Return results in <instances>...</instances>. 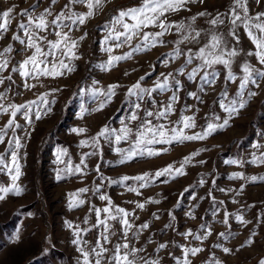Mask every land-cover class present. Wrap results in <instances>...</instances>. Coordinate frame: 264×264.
<instances>
[{
    "label": "rangeland",
    "instance_id": "obj_1",
    "mask_svg": "<svg viewBox=\"0 0 264 264\" xmlns=\"http://www.w3.org/2000/svg\"><path fill=\"white\" fill-rule=\"evenodd\" d=\"M67 2L68 0H57L55 5H51L53 14L59 13ZM247 3L249 15L264 12V0H247ZM50 4L51 0H0V13L8 7L14 9L8 31L0 37V51L9 44L13 46V52L8 54L9 67L0 73L5 77L11 74L12 81L6 80L4 84H0V92L6 93L8 101L17 105L35 100L45 93L48 94L49 101L43 108L33 106L29 113L31 123L26 122L22 109L15 118L19 127L15 133L9 129L4 143H0V153L5 155L6 163L11 166L12 148L8 145V139L20 138L22 147L17 151L22 175L16 183L23 189L20 196L8 194L4 200H0V264H78L80 253L77 245L72 243L76 239L73 232L76 226L91 229L81 231L80 237L87 244L82 243L80 246L90 248L95 245L101 229L92 227L96 216L90 209L106 206L107 201L100 200V195L108 196L115 206L133 213L134 216L129 219L134 227L145 222L149 224L148 229L140 231L137 238L130 240L132 246L144 249L140 256L158 258L160 264H177L178 259L184 258L182 247H200L203 251L196 256H189L190 264H214L217 260L220 264H259L264 259V181L252 182L229 177L233 173H242L245 177L264 176V164L250 163L253 154L258 156L264 151V147L259 150L253 147L255 144L264 146V79L259 80V88L249 84L245 90V99L248 91L258 94L230 120L229 127L204 140L150 145L160 154L152 157L137 156L123 165L117 163L120 156L114 149H127L129 144L126 142L110 144L101 138L98 149L90 144H80L82 140L90 141L105 125L110 129L121 128V122L126 121L135 110V103L141 104L138 115L143 117L145 110H157L173 95L178 97L173 103V111L166 120L160 122L167 124L180 120L182 116L194 117L195 127L184 130L187 135L202 132L208 123H222L223 119L228 118V114L221 109L220 103H229V100L223 98L222 92L227 89L230 99L239 100L236 93L239 77L243 75L241 66L247 62L264 70V66L257 62L254 55H248V52L255 51V47L244 29H238L237 44L226 35L227 20L224 25L218 26V33L226 36L228 47H236L240 53L232 64L236 81L225 79L227 69L222 65L208 70L216 74L215 84L212 86L201 80L203 72L198 73L194 80H188L186 75L177 71L185 63L184 55L170 60L165 66L162 61L166 54L173 52L174 41L178 39L174 30L162 37L166 42L164 45L148 51L134 52L131 58L115 63L110 70H103L100 66L109 58V53L104 51L106 47H113L111 55L114 56L131 51L128 45L116 48L115 41L104 43L111 17L119 9L138 7L141 4V0H105L85 25L73 26L70 33L73 39L79 40L80 36L87 33L79 41L76 50L80 58L71 61L74 71L63 70V75L55 79L22 78L19 72H11V68L18 67L19 62L30 56L32 51L26 52L23 45L12 40L14 34L24 39V33L17 25L26 23L27 17H21L20 13L25 9L31 11L32 6L36 5L35 13L38 14ZM231 5L232 0H204L203 3L197 0L196 3L187 5L186 10L168 14V21L177 23L187 22L201 11L209 14L197 16L194 25L197 30H203L200 43L180 47L186 52L187 48L195 51L202 46L208 39L205 34L212 27L208 21L217 13H227ZM73 10L84 13L87 8L85 5H74ZM52 18L48 17L49 20ZM159 30L145 29L149 32ZM48 39L55 40L56 37L50 32ZM139 43L138 39H134L132 46ZM64 59L68 63L67 58ZM198 63L199 61L194 60L186 67L185 72H190ZM170 72L173 73L174 80L180 81L178 85L171 82L166 91L157 90L142 101L126 95L128 88L140 77H144L141 82L144 88H152L158 79H163L161 74L167 75ZM25 83L35 86L28 89L24 87ZM110 85H118L115 95L110 102L104 104L102 110L97 111L105 98L102 95L93 96L92 92L95 89L106 92ZM54 89L57 91H52ZM189 93L196 95L191 96ZM37 110L42 112L39 120L35 119ZM8 119V114H0V128ZM150 119L157 122L155 118ZM135 124L133 122L130 126L134 128ZM175 126L179 128L182 124ZM74 128H84L86 131L77 135L72 131ZM60 149L66 150V154L61 157L63 162L57 163V151ZM164 149L167 151H162ZM90 152L97 154L85 156V153ZM196 152L199 154L192 155ZM82 156L87 167L80 164ZM188 156L192 158L184 165V174L176 175L175 178L160 176L144 188H139V182L131 179L124 184L110 183L119 181L125 175L134 177L149 173L153 176L157 170L170 164L179 168L181 161ZM233 160L240 163H229ZM77 165L81 166L83 174L62 173V178L56 179L57 169H74ZM97 166L99 172L96 171ZM201 179L204 180L203 184L200 183ZM12 183L8 168H4L0 171V186L7 187ZM125 184L139 188V195L128 191ZM81 188H88L89 191L71 199L72 202L77 199L85 202L70 210L69 194L76 193ZM97 188L99 191H96ZM149 199L159 203H149ZM137 203H145V208L137 209ZM190 212L191 216L188 215ZM226 212L230 214L227 225L223 223ZM237 215L242 216L247 223L237 221ZM65 222L72 224L73 228H69ZM202 225L211 230L207 239L202 242L192 237L185 239L184 233L189 230L194 234L204 235L205 228ZM112 228L116 234L111 237L110 244L106 245L110 249L115 244L124 242L120 223L112 222ZM220 233L228 235L220 236ZM250 236L253 242L241 247ZM160 244H165L166 248L157 252ZM224 247L231 249L230 254L223 252Z\"/></svg>",
    "mask_w": 264,
    "mask_h": 264
},
{
    "label": "snow or ice",
    "instance_id": "obj_2",
    "mask_svg": "<svg viewBox=\"0 0 264 264\" xmlns=\"http://www.w3.org/2000/svg\"><path fill=\"white\" fill-rule=\"evenodd\" d=\"M105 0H68L63 6L61 11L57 14H53L51 5H55L57 0H51L49 7H45L42 12L35 13L36 5L32 6V10L25 9L20 13L21 17H27L26 23H20L17 25L24 33V39H21L17 35L12 36L13 41H18L24 46V50L32 51L30 56H26L18 67L14 66L11 68V72H19L22 78H32L39 80L40 77H51L55 79L58 76L63 75V70L68 72L74 71L71 66V61L79 59L76 50L79 46V41H82L87 33L79 37V40L73 39L70 33L73 31V26H83L89 18H92L97 11L102 7ZM197 0H141V4L138 7L119 9L116 14L111 17L108 25V31L104 38V43L108 41H115V47L120 48L124 45H128L131 51L121 55H111L113 51L112 46H108L104 51L109 53L108 61L101 65L103 70H110L115 66V63L131 58L134 52L148 51L158 45H164L166 42L162 39L166 34L172 33L173 30L178 34V39L174 41L175 47L172 53L165 55L162 63L165 66L175 58L184 55L186 57L185 63L177 71L181 75H186L188 80H194L198 73L203 72L200 77L204 84L212 86L215 84V73L209 72V69L215 68L217 65H222L227 69V76L225 79L230 81H236L237 76L233 73L232 64L233 59L239 56V50L236 47H228V40L224 34L218 33V26L224 25L227 20L228 31L227 37H231L237 44L239 43L238 29L243 28L245 34L248 36L250 41L255 47V51L248 52L249 56H255L257 62L264 66V12L257 13L255 16L249 15V8L247 0H232V5L227 13H217L211 18L208 23L212 26L209 31L205 34L208 39L205 43L200 46L197 50L193 51L192 48H187L185 52L180 46L185 44H199L203 30H197L194 25L197 16L203 17L209 15L207 12L201 11L196 16H192L187 22H170L167 19L168 14L179 12L182 9L187 8V5L196 3ZM203 3L204 0H199ZM259 2V0H257ZM74 5H85L87 11L84 13H78L73 10ZM14 9L8 7L2 13H0V37H3L4 33L8 31L9 24L13 18L12 13ZM48 17H53L48 19ZM148 28H159V31L149 32L145 31ZM67 29V31H65ZM122 29V30H121ZM54 34L56 39H48V34ZM138 39L140 41L135 47L132 46V41ZM13 52L12 44L7 45L0 51V73H3L9 67L10 56L9 53ZM67 58L68 63L65 62L64 58ZM194 60L199 61L196 67H193L190 72H185L188 65H191ZM242 76L239 77L238 91L236 95L239 100L230 99L227 89H224L222 96L225 100H229V103H220L221 109L228 114V118L223 119L222 123H208L206 128L202 132H198L192 135L185 134V129L195 127L194 117L182 116L180 120L169 123H162L160 121L166 120L168 115L173 111V103L178 99L176 95L169 98L168 102L155 111L145 110L144 116L140 117L138 111L141 108L140 103H135V110L131 112L130 116L126 121H122V127L119 129H110L107 125L103 126L100 131L89 140H82L81 146L89 145L93 148L98 149L100 139L102 138L105 142L110 144L115 143L119 145L121 142L129 144L127 149L116 147L114 151L119 154L120 159L117 163L123 165L125 163L133 161L137 156L147 155L152 157L159 155L160 152L149 147L154 144L164 143H184L185 141L193 140H204L209 136L222 131L229 127L230 120L235 115L239 114V111L244 109L248 104L249 100L256 96L258 93L255 91L247 92V99H245V90L249 84L259 88V80L264 79V70L256 68L253 65L245 62L241 66ZM127 75V73H125ZM163 79L157 80L152 88H144L142 81L144 77H140L139 80L134 83L127 90V96H134L138 100H144L145 97H151L157 90L163 92L169 88L171 82L180 83L179 80H174L173 73L167 75L161 74ZM171 78V79H170ZM12 81V75L8 76L0 75V84H4L5 81ZM93 83H96L95 81ZM35 85L28 83L24 84L25 88L31 89ZM118 85H110L106 92H102L100 89H95L92 92L93 96H103L105 99L96 109L97 111L102 110L106 102H110L112 96L115 95V88ZM57 91V90H52ZM191 96H195L196 93H189ZM48 94H41L35 100L27 103L15 104L8 101L6 93L0 92V114H8L9 119L0 128V143H4L5 137L9 129L15 133L16 128L19 127L15 123V118L21 110H24V118L26 122L31 123V117L29 113L32 112L33 106L36 105L38 108H43L49 104L47 99ZM5 101H8L5 103ZM50 111V109H44ZM42 117V112L37 110L35 113V119L39 120ZM155 118L156 123L153 122ZM219 119V117H217ZM133 122H136L135 127L130 126ZM172 125L171 127L169 125ZM182 124V127L177 128L175 125ZM77 135L82 134L86 131L84 128H74L72 130ZM8 145L11 150V166L6 163V157L3 153H0V171L4 168H8V173L11 176V186H0V200H4L6 195L14 194L20 196L23 192L16 181L19 180L22 175L21 166L19 164L18 149L22 147L21 140L19 137H13L8 139ZM14 145V148L12 147ZM257 150L264 146L259 144L253 145ZM5 151H8L6 149ZM162 151H167L166 149ZM66 154V150L60 149L57 151V163H62L61 157ZM96 152L85 153V156L96 155ZM199 152L193 153L192 155H198ZM191 156L185 157L181 161L179 168H174L173 165H168L164 169L157 170L153 176L149 173H143L134 177L127 175L120 177L119 181H110V183H122L124 184L128 180H134L139 182V188L147 187L150 183H153L160 176H171L175 178L176 175H183V167L189 163ZM203 163V161H200ZM232 164H239V161H229ZM253 164H264V151H261L257 156L253 154V158L250 161ZM81 165L87 167L85 164V158L81 157ZM14 168V174H13ZM99 172V166L96 169ZM62 173L67 174H83V170L80 165L75 166L74 169H57L56 179L62 178ZM230 179H246L252 182L264 181V176H252L245 177L242 173H233ZM201 184L204 180L201 179ZM128 191L136 192L139 195V188L129 187L125 184ZM243 188V185H241ZM88 188L78 189L76 193H70V202L68 204L69 209L79 207L84 204V200L77 199L72 202V197H77L79 194L87 193ZM99 191V188L96 189ZM100 200L107 201V204L103 208H93L90 211H94L96 216V222L92 225L93 228L101 229L99 237L97 238L95 245L88 247H81L80 245L87 244V241H83L80 237L81 231H90L91 229H80L76 226L73 235L76 239H73L72 243L77 245V251L80 253V259L78 264H160V260L153 259L151 257L140 256V253L144 251L143 248H137L132 246L130 240L137 238L139 232L148 229L149 224L147 222L142 225L135 226L130 221V217L134 214L128 212L126 209L119 206H115L111 199L106 195H100ZM149 203H159V201H153L149 199ZM220 203H223L222 201ZM136 208L143 210L145 203H137ZM103 214V215H102ZM155 215V214H154ZM171 216V213H169ZM191 216V212L188 213ZM229 213H225L223 223L227 225L229 223ZM157 219L159 217H156ZM235 219L242 224H246L247 221L240 215H237ZM112 222H119L121 225L123 240L124 242L115 244L111 249L106 247L110 244L111 237L116 233L112 228ZM69 228H73V225L69 222H65ZM87 223V218H85ZM167 227V226H166ZM205 228L204 235L194 234L191 230L184 233L185 239L192 237L195 240L203 241L211 235V230L202 225ZM220 236H226V233H220ZM255 235V233H252ZM251 236L241 245H250L252 243ZM166 248L165 244H160L157 248L159 250ZM223 252L230 254L231 249L224 247ZM203 251L200 247H182L183 260H177V264H190L189 256H196L198 253ZM175 259V258H174ZM214 264H220V261H215ZM259 264H264V259H261Z\"/></svg>",
    "mask_w": 264,
    "mask_h": 264
}]
</instances>
